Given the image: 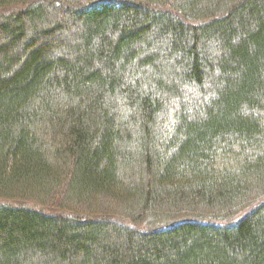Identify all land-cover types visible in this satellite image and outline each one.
I'll return each mask as SVG.
<instances>
[{
	"label": "trees",
	"instance_id": "16d2710c",
	"mask_svg": "<svg viewBox=\"0 0 264 264\" xmlns=\"http://www.w3.org/2000/svg\"><path fill=\"white\" fill-rule=\"evenodd\" d=\"M0 264H264V0H0Z\"/></svg>",
	"mask_w": 264,
	"mask_h": 264
}]
</instances>
